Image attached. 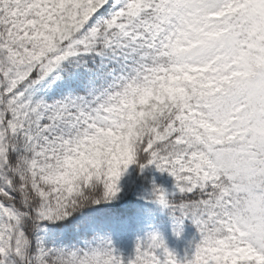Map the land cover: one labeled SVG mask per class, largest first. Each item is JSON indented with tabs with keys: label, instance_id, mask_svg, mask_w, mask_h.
Instances as JSON below:
<instances>
[{
	"label": "snow or ice",
	"instance_id": "6c2138e0",
	"mask_svg": "<svg viewBox=\"0 0 264 264\" xmlns=\"http://www.w3.org/2000/svg\"><path fill=\"white\" fill-rule=\"evenodd\" d=\"M85 53L118 70L32 101ZM138 156L174 178L175 203L151 198L199 239L181 260L149 234L128 264H264V0H0V264H123L108 242L48 248L35 230L114 198Z\"/></svg>",
	"mask_w": 264,
	"mask_h": 264
},
{
	"label": "rangeland",
	"instance_id": "374dc122",
	"mask_svg": "<svg viewBox=\"0 0 264 264\" xmlns=\"http://www.w3.org/2000/svg\"><path fill=\"white\" fill-rule=\"evenodd\" d=\"M113 61L116 62L115 60ZM59 70L60 65L38 83V86L41 87V89L48 90L49 95H53L56 100H60V97L64 98L65 96H69L66 93L68 92L69 86H65L59 81ZM151 172L152 179L160 180L159 187L164 188L167 193H171V190L174 189V178L169 172L160 171L156 167H154ZM129 193L133 195L135 189L132 188ZM137 196L139 202L147 205L146 208L139 210L135 214L129 213V215L125 217L117 213L120 216L114 214L109 218L95 212L92 216H89V218L86 216L85 218H87V220L85 221V218L82 217L81 219L79 217L77 225L79 223L82 225L78 231L69 229L68 234H65L64 232L62 233L63 235L60 236L59 230L55 239L47 243L45 246L48 248H83L86 244L89 246H95L98 242L104 241L108 242L109 246L115 250L117 254L120 252V257L122 259L125 258L123 252L127 255L135 253L137 241L143 242L149 234L156 233L163 239L165 246H168L171 243L175 244L179 240L183 242V245H186V247L183 248V251L181 246H177L179 252L175 255L178 259L182 260L186 254H190L192 251L190 242L199 239V233L197 232L195 225L193 223L183 224V222L167 218L159 220L158 213L164 208V206L152 199L151 194H147L144 191L137 194ZM150 208L153 209L150 210ZM131 219H133V222H130ZM110 221L111 223H108ZM109 231L110 235H108ZM114 239H117L118 241L115 243ZM128 260L122 259V261L127 264Z\"/></svg>",
	"mask_w": 264,
	"mask_h": 264
},
{
	"label": "trees",
	"instance_id": "16d2710c",
	"mask_svg": "<svg viewBox=\"0 0 264 264\" xmlns=\"http://www.w3.org/2000/svg\"><path fill=\"white\" fill-rule=\"evenodd\" d=\"M82 55L83 60L79 63L75 62L71 57L64 60L61 64L62 74L60 77L64 82H67L71 78H77L76 81L79 82V87L76 88L77 92L84 95L86 93V86L89 82H92V79L97 78L99 81H102L104 76L103 72L98 69V65H100L103 61V57L96 56L91 53H85ZM104 71H107L106 68ZM38 83L29 90L32 101L35 102L37 100H43L47 103L56 101V98H54L53 95H49L48 90H43V88L41 89V87L38 86ZM61 98L62 97H60V99ZM141 164L143 167H141ZM154 167L155 164H149L146 162L144 157L138 156L135 162L129 164L127 168L123 169L118 180V187L120 190L114 198L101 200L99 203H86L63 219L39 221L38 227L35 230V235L41 239L44 245H46L55 239L59 230L60 236L63 235V232L68 234L69 229L79 230L82 225H80V223L77 225L79 217L81 219L82 217L85 218L93 209L104 212L107 217H111L112 212L128 216L131 206H133V203L138 199L137 194L143 191L147 194H151L154 186H160V180L151 178V171ZM132 188L135 189V193L133 194L134 196L129 193ZM168 198L172 201V203H175L177 200V197L172 195V192L169 193ZM135 208L136 207H133L132 209ZM165 212L167 216L176 221V218L180 215L178 211L174 212L171 207H166ZM184 219L186 221H191L188 217H184L179 221L183 222ZM168 249L171 252H174L175 250L172 247ZM113 252L114 254H117L115 250H113ZM118 255H120L119 252ZM123 264L127 263L123 262Z\"/></svg>",
	"mask_w": 264,
	"mask_h": 264
}]
</instances>
